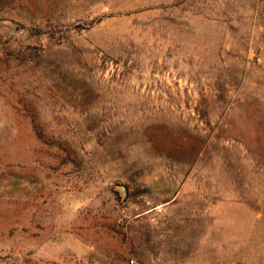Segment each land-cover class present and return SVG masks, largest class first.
Returning a JSON list of instances; mask_svg holds the SVG:
<instances>
[{
    "label": "rangeland",
    "instance_id": "1",
    "mask_svg": "<svg viewBox=\"0 0 264 264\" xmlns=\"http://www.w3.org/2000/svg\"><path fill=\"white\" fill-rule=\"evenodd\" d=\"M133 261L264 264V0H0V264Z\"/></svg>",
    "mask_w": 264,
    "mask_h": 264
},
{
    "label": "water",
    "instance_id": "2",
    "mask_svg": "<svg viewBox=\"0 0 264 264\" xmlns=\"http://www.w3.org/2000/svg\"><path fill=\"white\" fill-rule=\"evenodd\" d=\"M119 190L123 194V197H126L127 196V189H126L125 186H119Z\"/></svg>",
    "mask_w": 264,
    "mask_h": 264
},
{
    "label": "built area",
    "instance_id": "3",
    "mask_svg": "<svg viewBox=\"0 0 264 264\" xmlns=\"http://www.w3.org/2000/svg\"><path fill=\"white\" fill-rule=\"evenodd\" d=\"M133 264L135 263V261L132 262Z\"/></svg>",
    "mask_w": 264,
    "mask_h": 264
}]
</instances>
